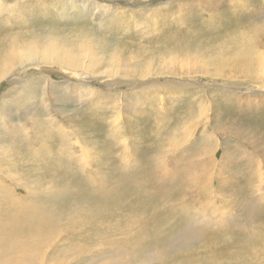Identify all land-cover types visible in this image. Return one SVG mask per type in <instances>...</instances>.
Here are the masks:
<instances>
[{"label": "rangeland", "instance_id": "374dc122", "mask_svg": "<svg viewBox=\"0 0 264 264\" xmlns=\"http://www.w3.org/2000/svg\"><path fill=\"white\" fill-rule=\"evenodd\" d=\"M7 60L0 264H264V0H0Z\"/></svg>", "mask_w": 264, "mask_h": 264}, {"label": "bare ground", "instance_id": "6f19581e", "mask_svg": "<svg viewBox=\"0 0 264 264\" xmlns=\"http://www.w3.org/2000/svg\"><path fill=\"white\" fill-rule=\"evenodd\" d=\"M33 38H37V36H35ZM21 49H19L18 51L13 53V57L19 62L18 64H16L19 68L26 66V65H29V64H39L40 65V63L45 61V58H47L48 55H50L52 57L51 59H52V61H55V63L57 60L60 61L63 58L68 59V56L66 54H64L63 49L59 47V43L54 42L53 37L51 39L50 48H49L48 52H41L37 49H33V50H28L25 53H21L22 52ZM13 66L14 65L10 64L8 62V60L0 62V68L2 71L0 73V83L4 79L5 73L6 74L10 73V71L12 69L11 67H13ZM16 237H18V236H16Z\"/></svg>", "mask_w": 264, "mask_h": 264}]
</instances>
